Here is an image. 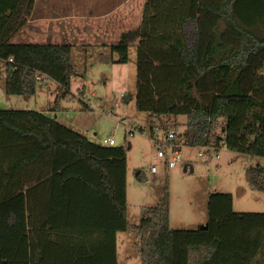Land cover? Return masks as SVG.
<instances>
[{"label": "trees", "instance_id": "1", "mask_svg": "<svg viewBox=\"0 0 264 264\" xmlns=\"http://www.w3.org/2000/svg\"><path fill=\"white\" fill-rule=\"evenodd\" d=\"M24 2L0 0L5 93L35 95L44 78L66 97L71 45L10 43ZM139 30L110 46L126 63L138 40L136 110L185 116L187 146L264 159V0H145ZM125 176L122 147L0 110V264H117L120 232L136 238L141 264H264V214L235 213L230 194L211 193L206 229L171 230L165 192L133 226ZM250 183L264 191V170L251 169Z\"/></svg>", "mask_w": 264, "mask_h": 264}, {"label": "rangeland", "instance_id": "2", "mask_svg": "<svg viewBox=\"0 0 264 264\" xmlns=\"http://www.w3.org/2000/svg\"><path fill=\"white\" fill-rule=\"evenodd\" d=\"M37 1L39 9L47 11L48 18L62 14L71 17L75 15V20L56 22L50 30L56 32L55 37H58L68 29L69 37L66 35V41L74 45L71 65L75 76L71 78L66 97L61 96L54 81L44 78L37 84L35 95L8 96L4 88L5 67L0 60V110L42 113L100 146L103 139L113 138L115 145L112 147H122L125 152L126 217L133 226L139 225L144 209L157 206L165 192L169 199L171 230H196L205 225L207 201L211 193L230 194L235 213L264 214V191L254 190L250 183L251 169L264 170V159L251 158L225 149L215 154L207 149L187 146L183 137L186 134L185 116L151 119L148 114L138 112L135 106V46L129 44L126 63H118V56L110 50L105 51L103 47L92 46L86 53L81 51L82 47L87 46L86 42L89 44L95 41L98 36L96 33L99 32L102 36L96 38L97 45L108 46L111 42L103 36V29L99 31L93 24L89 31V27H84V24H80L82 21L77 20L85 16L87 21H93L96 11L104 10L95 6L96 0ZM122 1L118 0L117 3ZM26 3L14 22L24 21L23 30L28 35L16 39L26 42L44 40L49 22L38 23V33L32 38L27 27L33 18L29 15L31 5ZM131 7L136 13L139 12L137 5ZM127 10L126 6L119 7L118 19L124 17ZM117 28L119 31L123 29L121 24ZM82 87L85 95L81 102L79 92ZM130 131L132 136H129ZM171 131L175 137L182 138L178 142L176 166L167 169L166 160H172L173 145L168 144L165 133ZM156 142L162 145L161 151L157 150ZM199 152L204 153L205 157L199 156ZM152 168L155 172H152ZM117 264H141L137 240L129 232L117 233Z\"/></svg>", "mask_w": 264, "mask_h": 264}, {"label": "crops", "instance_id": "3", "mask_svg": "<svg viewBox=\"0 0 264 264\" xmlns=\"http://www.w3.org/2000/svg\"><path fill=\"white\" fill-rule=\"evenodd\" d=\"M117 1L118 0H96L95 6L96 7H102V9H104V10L96 11V13L92 17L93 21H87L88 19H86L85 16H80L77 18V20H79V22L82 21L80 24H84L83 26L86 28L89 27L88 28L89 31L93 28V24H94V26L97 27V29L99 31H101L103 29L104 30L103 36L105 38H107L108 41H111L110 45H108V46L97 45L96 38H99L100 36H102V33L101 32H99V33L95 32L96 34H98V36L95 38V41H93L92 43H89V44H88V42L85 41L86 42L85 45H87V46L82 45V46L86 47V48H84V47L81 48L82 52H85V53L88 52L89 49H92V46L93 47L99 46V47H103L104 50L105 49L110 50V46L116 44V42L118 41V39L120 38V36L122 34L127 33V32H131V31H135L137 29H138L137 35L142 33L139 30V27H140L141 21H142V11H143V7L145 4V0H123L119 4L117 3ZM25 3H26V0L23 3V5H25ZM27 3H30V5H31V10L29 11L30 12L29 15H30V17H33L32 21H29L27 24V27L29 28V31H30L29 33H30L31 37L32 38L35 37V33L36 34L38 33V23H41V22H44V23L49 22L48 34L45 37V39L41 40V41H28V42L18 41L16 39L17 37L18 38L20 37L23 39L26 35H28L27 32L23 30L25 22L22 21L21 22L22 26L13 35L10 43H13V44H67V45L74 46L73 44H69V42L66 41L68 39L67 36L69 37V31L67 28H66V33L65 34L62 33L58 37L57 36L55 37L56 32H54V31L50 32L52 27H55L56 22L62 21V22L67 23L71 20L72 21L75 20L76 18H75L74 14L72 17L70 15L62 14V15L54 17V18L53 17L48 18L47 11L44 12V10L39 9V7H38L39 2L37 0H31V2L27 1ZM27 3H26V5H27ZM23 5L20 6L19 13L21 12ZM132 5H137V7L139 8V12L136 13L135 9L132 10V7H131ZM92 6L94 7V5H92ZM125 6L128 8L126 15L124 17L118 19V15H117L118 8L119 7H125ZM41 13H44V15L41 16ZM61 17H63V18H61ZM81 17H83V18H81ZM13 21H14V18H13ZM12 23H14V22H12ZM119 24H121V27H123V29L121 28L120 31L117 28ZM59 28L62 29V27L60 25H59ZM94 30H95V27H94ZM94 30L92 33L93 35H94ZM60 32H62V31H60ZM78 32H79V29H78ZM79 34L81 35L80 32H79ZM40 38H43V37L40 36ZM137 41L138 40L133 41L131 43V45L136 46ZM169 226H170V222H169Z\"/></svg>", "mask_w": 264, "mask_h": 264}, {"label": "built area", "instance_id": "4", "mask_svg": "<svg viewBox=\"0 0 264 264\" xmlns=\"http://www.w3.org/2000/svg\"><path fill=\"white\" fill-rule=\"evenodd\" d=\"M9 61H12V60H9ZM132 135H133V133H132V131H130L129 136H132ZM165 138L168 140V144L169 145H173V151H172L173 157H172V160H166V168L167 169H173L176 166V161H177L178 151H179L178 150V144L174 143L175 133L173 131L165 133ZM101 145L104 146V147H112V146L115 145V143H114L113 138L108 137V138H105V139L102 140ZM156 145H157V150L161 151L163 149V147H162V145L160 143L156 142ZM199 149H201V150L207 149L208 151H213L212 149L204 148V147L203 148H199ZM198 155L201 156V157H205L204 153H202V152H199ZM152 172H155L154 168H152Z\"/></svg>", "mask_w": 264, "mask_h": 264}, {"label": "water", "instance_id": "5", "mask_svg": "<svg viewBox=\"0 0 264 264\" xmlns=\"http://www.w3.org/2000/svg\"><path fill=\"white\" fill-rule=\"evenodd\" d=\"M185 170H186V167H184V171ZM206 228H207L206 224L199 227V229H206Z\"/></svg>", "mask_w": 264, "mask_h": 264}]
</instances>
